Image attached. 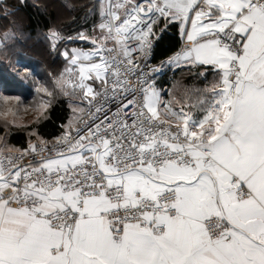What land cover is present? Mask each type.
<instances>
[{
	"label": "snow or ice",
	"instance_id": "obj_1",
	"mask_svg": "<svg viewBox=\"0 0 264 264\" xmlns=\"http://www.w3.org/2000/svg\"><path fill=\"white\" fill-rule=\"evenodd\" d=\"M19 10L0 9L5 56L31 38ZM89 16L37 36L73 100L51 141L0 145V264H264V0H96ZM170 28L179 47L151 63ZM169 69L213 80L166 100Z\"/></svg>",
	"mask_w": 264,
	"mask_h": 264
},
{
	"label": "trees",
	"instance_id": "obj_2",
	"mask_svg": "<svg viewBox=\"0 0 264 264\" xmlns=\"http://www.w3.org/2000/svg\"><path fill=\"white\" fill-rule=\"evenodd\" d=\"M95 2L94 0H24V2L5 0L4 3L17 5L20 8L16 17L31 38L22 46H18V51L10 52L8 56L0 51V88L6 89V93H11L12 96L27 97V99L36 97V83L29 78L25 80L23 74L18 76L12 72L9 59L13 64L19 59L21 61V64L17 65L19 68L28 67L33 71V76L36 79L42 82L45 81L44 79L49 81L52 74L50 72L59 73L65 62L62 56L50 54L47 44L42 39H37L38 34L46 31L49 26H55L66 34L78 31L82 25L85 26L81 17L85 15L86 7ZM4 3L0 5V9L4 7ZM67 4H72L74 7L70 9ZM93 19L96 17L89 16L86 25L90 24ZM7 23L8 21L0 16V29H3ZM63 47L62 44L61 48ZM177 47H179L177 29L170 28L157 42L154 48V60L159 62L165 59ZM212 78V75L209 74L207 80H204L186 69L183 71L169 69L157 79L160 87L170 90L171 95L169 91L167 92L169 97L179 94L181 102H183L186 93L194 89H204L205 85H210ZM193 99H195L194 95ZM72 100V97L58 95L44 110L43 115L39 119L36 117L30 124L13 126L7 132L0 125V136H4L7 145L25 148L28 146L30 133L34 129L47 140H52L55 136L60 135L61 125L67 123ZM31 138L35 139V136Z\"/></svg>",
	"mask_w": 264,
	"mask_h": 264
},
{
	"label": "rangeland",
	"instance_id": "obj_3",
	"mask_svg": "<svg viewBox=\"0 0 264 264\" xmlns=\"http://www.w3.org/2000/svg\"><path fill=\"white\" fill-rule=\"evenodd\" d=\"M10 69L12 72H14L16 75L21 76L24 75V69L19 68L16 63H10L9 64ZM19 68V71H16V69ZM63 69V67L61 68ZM172 70V69H170ZM56 74V72H50ZM50 76V82L46 81H40L36 79L34 76L29 77V79L36 83L37 81L40 84H43L47 86L52 92V96H47L45 93H38L36 94V97L32 99H27V97H20V101H8L5 103L4 97H13L11 93H6V89L0 88V125H2L4 128V131L7 132L9 129H11L13 126H21L25 124H30L36 117L39 112V106L41 104H49L51 101L58 95H63L55 86L53 81V75ZM56 75H59L57 73ZM213 79V78H212ZM209 82V81H208ZM162 88V87H161ZM166 89V88H164ZM5 90V91H4ZM3 91V92H2ZM168 90L166 89L163 93L164 99H171L172 97H169L167 94ZM6 93V94H5ZM10 94V95H8ZM65 96V95H63ZM181 95L175 96L176 100L181 101L180 98ZM11 109V111H9ZM6 144L4 136H0V145Z\"/></svg>",
	"mask_w": 264,
	"mask_h": 264
},
{
	"label": "crops",
	"instance_id": "obj_4",
	"mask_svg": "<svg viewBox=\"0 0 264 264\" xmlns=\"http://www.w3.org/2000/svg\"><path fill=\"white\" fill-rule=\"evenodd\" d=\"M4 1H5V0H4ZM19 1H20V2H24V0H19ZM94 1H96V0H94ZM0 5H2V3H0ZM96 19H98V16L96 17ZM91 24H92V22H91L90 24H88V25H85V26L88 27L89 29H91ZM79 30H80V29H79ZM76 45H77V46H84V47H90V46H91V45L88 44V43L80 42V41H77V42H76ZM67 47L71 48L72 45H71V44H68Z\"/></svg>",
	"mask_w": 264,
	"mask_h": 264
},
{
	"label": "built area",
	"instance_id": "obj_5",
	"mask_svg": "<svg viewBox=\"0 0 264 264\" xmlns=\"http://www.w3.org/2000/svg\"><path fill=\"white\" fill-rule=\"evenodd\" d=\"M151 63H158V62H156V61L154 60V55H153V59H152ZM113 110H114V109H113ZM85 119H87V116H85ZM49 141H51V140H49Z\"/></svg>",
	"mask_w": 264,
	"mask_h": 264
}]
</instances>
